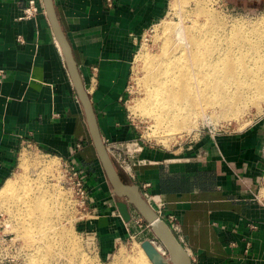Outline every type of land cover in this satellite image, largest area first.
<instances>
[{"label":"crops","instance_id":"1","mask_svg":"<svg viewBox=\"0 0 264 264\" xmlns=\"http://www.w3.org/2000/svg\"><path fill=\"white\" fill-rule=\"evenodd\" d=\"M28 1L0 0V189L17 175L21 149L35 146L71 160L95 210L79 228L96 234L97 254L108 258L121 242L154 236L134 205L128 203L129 222L120 216L116 202L127 198L114 194L96 155L42 0H35L34 17L18 19ZM52 1L101 135H127L120 99L135 39L163 16L169 0H114L111 7L104 0ZM263 146L260 121L235 133L206 134L186 148L141 146L130 157L134 178L119 176L176 216L193 264H264V199L257 193ZM147 204L155 212L154 201Z\"/></svg>","mask_w":264,"mask_h":264},{"label":"rangeland","instance_id":"2","mask_svg":"<svg viewBox=\"0 0 264 264\" xmlns=\"http://www.w3.org/2000/svg\"><path fill=\"white\" fill-rule=\"evenodd\" d=\"M171 1L169 0L163 16L135 39V47L120 99L122 115L129 123V133L127 135L118 133L113 136L103 134L101 137L105 143L138 140L142 147L152 146L174 150L179 147H189L206 134L215 136L219 133H235L251 124L264 121V100H260L254 93L251 79L246 83L238 80L237 83L232 84L234 89L231 92L236 93V102L239 106L237 115L225 116L219 106L205 108L191 118L193 125L190 124V130L189 125L168 139H163L166 130L157 128L149 116L140 111L136 113L132 111L139 104L141 108L145 97L143 87L146 70L138 56L142 52L149 55H157L161 52V37L164 34L165 24L171 22V24H183L186 27L191 26L195 20L203 22L204 15L197 14L200 7L207 8L212 14L211 25L224 29L227 35H235L241 31L252 35L251 27L259 22L264 24V0H180L175 6ZM256 101L259 104H256ZM19 157L21 164L16 170L17 175L20 176L17 182L19 184L12 193L0 196V218H2L0 221L4 222L0 231L8 233L21 246L25 254L24 264L127 263L129 257L127 255L132 253V248L138 247L139 240L117 244L108 258H100L97 252L88 249L87 240L77 223L76 210L68 206V189L62 184V174L57 168L58 165L64 168L63 164H68L71 160L46 154L35 146L21 149ZM113 164L119 173L127 174L116 163L113 162ZM67 178L68 176H65L64 179ZM258 187L259 195L260 191L264 190V180ZM262 196L260 197L264 198V195ZM38 197L44 198L46 205H49L46 206L45 214H42V206L36 209L37 213L32 212L35 210L33 203ZM43 218L47 219L51 228L46 226L41 228ZM155 243V245L159 244L158 241Z\"/></svg>","mask_w":264,"mask_h":264},{"label":"bare ground","instance_id":"3","mask_svg":"<svg viewBox=\"0 0 264 264\" xmlns=\"http://www.w3.org/2000/svg\"><path fill=\"white\" fill-rule=\"evenodd\" d=\"M179 2L171 1L173 6ZM198 11V15L202 13L205 17L203 22L195 20L186 27L171 22L165 24L161 52L157 55L142 52L138 56L146 70L145 97L141 108L139 104L132 111L144 113L157 128L166 130L163 139L187 128L192 124L191 118L205 108L219 106L225 116L237 115L236 93L231 91L232 84L238 80L246 83L251 79L254 93L264 100V24L259 22L251 27L252 35L243 31L227 35L224 29L211 25L212 14L207 8L200 7ZM17 176L7 179L0 196L15 190L20 178ZM46 204L44 198L38 197L32 212L37 213L36 209L42 206V214H45L49 206ZM46 220L43 218L41 228L51 226ZM137 246L126 254L129 256L126 264H152L140 244ZM156 246L163 251L161 245Z\"/></svg>","mask_w":264,"mask_h":264},{"label":"water","instance_id":"4","mask_svg":"<svg viewBox=\"0 0 264 264\" xmlns=\"http://www.w3.org/2000/svg\"><path fill=\"white\" fill-rule=\"evenodd\" d=\"M42 2L55 39L61 48L63 57L67 64L71 81L82 104L89 135L96 155L114 194L118 197L127 198V202H116L120 216L125 222H129L131 219V214L128 209L129 203L137 208L144 220L150 225L154 237L152 239H144L140 241L139 244L152 264H193L189 252H187L186 248L178 241L167 223L158 217V215L142 198L137 186L134 184H125L121 180L118 171L108 155L105 143L102 140L95 112L81 80L69 42L58 22L53 1L42 0ZM155 241L159 242L163 251H160L157 248Z\"/></svg>","mask_w":264,"mask_h":264},{"label":"built area","instance_id":"5","mask_svg":"<svg viewBox=\"0 0 264 264\" xmlns=\"http://www.w3.org/2000/svg\"><path fill=\"white\" fill-rule=\"evenodd\" d=\"M107 6H112L114 0H104ZM39 11V7L35 0H29L27 5L22 9V14L18 17L19 20L30 19L36 15ZM29 146V145H28ZM79 147V145H77ZM107 152L112 162L116 163L124 172H126L130 177L134 178V173L132 169V163L130 157L141 150V145L138 140H127L124 143L118 141H111L105 143ZM264 148V146H263ZM64 168L59 165L57 168L60 169L62 174L61 182L68 189V206L70 209L76 210L77 213V223H84L95 216V210L92 206V198L90 195V190L85 182V177L78 167L69 162L68 164L64 163ZM65 176L68 178L65 180ZM264 180V167L262 175L260 177L259 183ZM148 183L143 184V188L146 189ZM143 196L145 200H153L156 204L155 213L167 222L170 230L176 235L178 241L183 245L184 240L181 235V230L177 222V218L174 214H166L164 212V204L160 200L155 199L154 195H151L149 192L144 191ZM264 199V198H263ZM1 217V214H0ZM2 218H0L1 220ZM0 221V227L4 225V222ZM251 228H254V225H249ZM147 228H150L149 224H146ZM80 229V228H79ZM84 238L87 240L88 249H92L93 252H97V237L96 234L90 231L82 229L81 231ZM184 246V245H183ZM98 253V252H97ZM24 252L16 242V240L4 231H0V264H24Z\"/></svg>","mask_w":264,"mask_h":264},{"label":"trees","instance_id":"6","mask_svg":"<svg viewBox=\"0 0 264 264\" xmlns=\"http://www.w3.org/2000/svg\"><path fill=\"white\" fill-rule=\"evenodd\" d=\"M117 170V169H116ZM118 171V170H117ZM119 173V172H118Z\"/></svg>","mask_w":264,"mask_h":264}]
</instances>
